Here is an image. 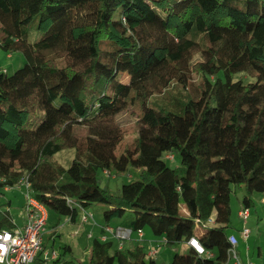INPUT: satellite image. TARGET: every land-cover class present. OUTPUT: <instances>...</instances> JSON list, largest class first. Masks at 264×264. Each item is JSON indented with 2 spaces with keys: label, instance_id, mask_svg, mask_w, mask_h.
I'll list each match as a JSON object with an SVG mask.
<instances>
[{
  "label": "trees",
  "instance_id": "obj_1",
  "mask_svg": "<svg viewBox=\"0 0 264 264\" xmlns=\"http://www.w3.org/2000/svg\"><path fill=\"white\" fill-rule=\"evenodd\" d=\"M0 49L25 57L0 72V187L27 181L30 196L72 224L86 210L96 225L91 209L102 205L88 264H158L163 247L192 238L204 253L188 246L170 264H231L232 187L244 189L247 209L264 193V0H0ZM196 49L197 96L172 94ZM154 93L169 108L149 106ZM137 103L138 135L121 149L112 121ZM69 148L65 168L56 155ZM132 170L120 192L100 184L101 172ZM14 226L0 210V230ZM146 234L148 248L122 246ZM46 244L32 264H48ZM67 253L52 264H77Z\"/></svg>",
  "mask_w": 264,
  "mask_h": 264
},
{
  "label": "rangeland",
  "instance_id": "obj_2",
  "mask_svg": "<svg viewBox=\"0 0 264 264\" xmlns=\"http://www.w3.org/2000/svg\"><path fill=\"white\" fill-rule=\"evenodd\" d=\"M39 32L32 30L30 40L35 41L38 38ZM203 60L202 53L199 49L193 51L191 68L186 71V86L177 84L174 82V86H170L169 91L177 96H181L179 92L189 94L196 97L199 92V88L202 86V76L194 67L198 62ZM25 63V57L23 54L7 53L0 49V72L5 71L9 75L13 74L16 70L21 68ZM222 76V74H220ZM122 80L126 79V76L121 75ZM165 97L161 93H154L148 100L149 106L156 107V104H164ZM156 103V104H155ZM168 107V106H167ZM169 108V107H168ZM142 110L140 104L127 107L116 118L113 119L112 124H115L122 130L123 142L121 149L134 142L138 135L140 127V118ZM75 150L73 148L65 149L56 155L57 160L65 167L68 168L74 158ZM169 165L175 167L179 162L168 161ZM131 176H137V172L132 170L129 175L122 174L119 176H108L101 172L99 174L101 186L109 187L112 192H120L123 184H127L130 181ZM244 197V189L242 187H232L231 194V221L232 226L229 228L230 232H235L237 236L241 237V231L244 227L250 230V236L248 238V245L250 246L251 253H249V259L255 264H264V193H255L253 195V203L249 208V218L243 220L239 216V212L244 209L242 204ZM28 203V187L25 181L14 187H0V210L9 213L12 221L16 226L22 228L26 224L27 213L26 205ZM102 205H96L91 209L95 213L94 218L98 224L103 223L102 216L98 215L101 211L99 208ZM132 215L127 214L122 219H115L112 224H121L125 220L130 219ZM93 224L94 220L86 224H72L67 222V218L59 217L55 212L48 210L47 219L45 224L44 238L46 239L47 252L51 256L53 253L56 256H60L63 253V247L69 245L72 248V254L67 253L64 259L67 261H73L77 264H88L91 251V240L88 238L89 227ZM94 236V234L92 233ZM123 241V240H122ZM244 241V240H243ZM247 241L246 244H247ZM132 241L122 242V246L132 248ZM129 244V245H127ZM244 249V247H243ZM188 250V245L185 241L173 244L171 246H165L161 249L160 253L156 257L158 264H170L173 256L176 253H184ZM261 251V255L258 253ZM153 255V254H151ZM50 258V257H49ZM50 259L48 264H52ZM233 264V263H231Z\"/></svg>",
  "mask_w": 264,
  "mask_h": 264
},
{
  "label": "built area",
  "instance_id": "obj_3",
  "mask_svg": "<svg viewBox=\"0 0 264 264\" xmlns=\"http://www.w3.org/2000/svg\"><path fill=\"white\" fill-rule=\"evenodd\" d=\"M168 158L172 159L170 155ZM28 187L27 181H25ZM27 219L24 227L14 226L12 229L0 230V264H32L37 254L43 250L44 231L47 219V209L43 204L28 194V203L26 205ZM249 209L244 208L239 212L240 218L247 220L249 218ZM93 218V215L86 210H82L80 223L85 224ZM68 222V219H67ZM106 231L112 234L115 238L121 240H130L132 231L129 229H114L107 227ZM139 237L143 235L142 231L138 232ZM250 236V230L244 227L241 231V237L247 241ZM231 248L229 250V259L233 264H255L251 260L243 262L237 251L239 241L237 236L229 237ZM193 247L199 254L204 253L203 247L199 242L192 238L187 243ZM157 250L151 249L150 255H155ZM151 255V256H153ZM47 260L56 259L57 256L53 253L51 256L48 252L44 253ZM50 257V258H49Z\"/></svg>",
  "mask_w": 264,
  "mask_h": 264
},
{
  "label": "crops",
  "instance_id": "obj_4",
  "mask_svg": "<svg viewBox=\"0 0 264 264\" xmlns=\"http://www.w3.org/2000/svg\"><path fill=\"white\" fill-rule=\"evenodd\" d=\"M94 215H95V213H94ZM98 215L101 216V211L98 212ZM12 222H13L14 225H16L14 223V221H12ZM99 225H102V224H98L97 223L95 226H93V224H92L89 227L90 231L88 233L92 232L94 234V236L101 235V231H100V226ZM231 235L237 236V234L235 232H231ZM153 238L154 237L152 235H147L146 234V239H148V242L144 241L143 243H140V242H137V241H133V242H131V244L132 245L142 244L143 246L148 248L149 247V241L152 240ZM237 238H238V241H239V245H238L237 249H238V252H239V254L241 256V259L244 262H246L247 260H251V259H249V253H251V249H250V246L248 245V241H247V244H246L245 240L243 241V239H241L240 236H237ZM127 245H129V244H127ZM243 247H244V249H243ZM258 255H261V251L258 253Z\"/></svg>",
  "mask_w": 264,
  "mask_h": 264
}]
</instances>
